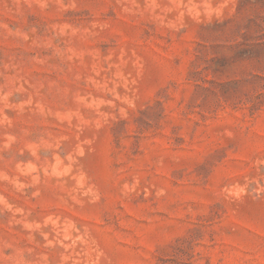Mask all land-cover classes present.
Here are the masks:
<instances>
[{"label":"rangeland","instance_id":"374dc122","mask_svg":"<svg viewBox=\"0 0 264 264\" xmlns=\"http://www.w3.org/2000/svg\"><path fill=\"white\" fill-rule=\"evenodd\" d=\"M0 264H264V0H0Z\"/></svg>","mask_w":264,"mask_h":264}]
</instances>
